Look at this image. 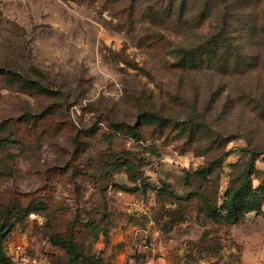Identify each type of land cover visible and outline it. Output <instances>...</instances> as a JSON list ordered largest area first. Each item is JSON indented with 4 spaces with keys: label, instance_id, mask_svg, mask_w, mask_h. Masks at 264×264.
<instances>
[{
    "label": "rangeland",
    "instance_id": "374dc122",
    "mask_svg": "<svg viewBox=\"0 0 264 264\" xmlns=\"http://www.w3.org/2000/svg\"><path fill=\"white\" fill-rule=\"evenodd\" d=\"M167 3L0 0L8 258L65 264L71 228L76 264H264V0ZM207 41L250 63L184 65ZM246 170L259 207L213 220Z\"/></svg>",
    "mask_w": 264,
    "mask_h": 264
},
{
    "label": "trees",
    "instance_id": "16d2710c",
    "mask_svg": "<svg viewBox=\"0 0 264 264\" xmlns=\"http://www.w3.org/2000/svg\"><path fill=\"white\" fill-rule=\"evenodd\" d=\"M174 0H168L167 12L170 14L173 12L172 7ZM183 2V0H182ZM176 6H180L176 4ZM171 10V11H170ZM175 13V12H173ZM196 54H193L191 51H187L185 57L181 59L184 65H194L202 64L204 60L208 59L212 53L217 56H223V62L227 66L229 65V61L232 60L233 66L236 69L242 68L245 64H249L246 59H242L239 53L232 52L228 45L224 43L219 46V48H215V45L212 41H207L206 48L202 52L195 51ZM205 55V57H204ZM150 117L154 118L155 120L166 122V118L164 116L158 114L157 112H149L148 114ZM189 122L192 126L202 127L204 124L202 122H197L194 120L189 119ZM209 137V136H208ZM211 143L214 141L209 139ZM2 142V141H1ZM215 165L214 161H211L207 168H199L197 169V173L199 175H205V172L210 170L211 167ZM205 169V170H204ZM208 169V170H207ZM248 170V169H247ZM247 170L243 172L241 181L238 184L231 185L228 189H226L223 197L224 200L222 204L218 207L216 201L208 200L206 202V207L208 209L209 215L213 220H220V219H227L231 222L238 221L239 217L241 216L244 210L249 209H257L260 204V198L256 194L255 191L251 189L250 180L247 176ZM78 220L76 216L74 220L71 222L74 223ZM71 226V225H70ZM5 225H0V264H10V258L5 256L3 249H2V241L5 237L6 232H2ZM71 228L68 230V236L66 238H54L51 240V243L55 246H61L66 248L68 253V260L65 264H76V260L78 258H83V253L77 248L75 242L73 241Z\"/></svg>",
    "mask_w": 264,
    "mask_h": 264
},
{
    "label": "built area",
    "instance_id": "2783aa9c",
    "mask_svg": "<svg viewBox=\"0 0 264 264\" xmlns=\"http://www.w3.org/2000/svg\"><path fill=\"white\" fill-rule=\"evenodd\" d=\"M147 247L144 245V248ZM10 261L12 264H50L44 256L30 252L28 246L23 243L14 245Z\"/></svg>",
    "mask_w": 264,
    "mask_h": 264
}]
</instances>
